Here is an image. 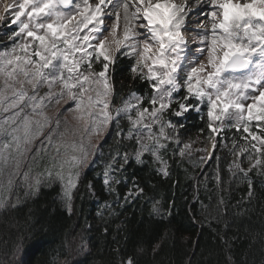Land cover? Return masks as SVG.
Segmentation results:
<instances>
[{
	"label": "snow or ice",
	"instance_id": "snow-or-ice-1",
	"mask_svg": "<svg viewBox=\"0 0 264 264\" xmlns=\"http://www.w3.org/2000/svg\"><path fill=\"white\" fill-rule=\"evenodd\" d=\"M197 4L199 0L191 6L172 0L0 3V22L10 16V25H16L5 33L11 45L0 51V112L9 113L0 117V210H19L43 187L59 183L60 201L71 214L83 169L97 154L104 158L100 141L108 134L118 146L102 173L109 192L121 182L114 173L130 159L144 163L145 154L168 177L162 150L181 143L179 129L184 127L171 117L187 119L190 112L205 121L211 145L197 149L202 153L197 165L212 159L220 143L217 135L223 134L224 141L233 129L239 133L231 137L228 172L242 174L238 179H247L252 195L249 173L264 176V0H207V7L192 12ZM191 15L207 17V30L195 33L203 42L195 59L184 36ZM123 56L133 60V78L146 81L150 91L120 98L112 72ZM62 103L68 107L48 115ZM125 140L134 141L131 151L119 147ZM190 146L185 143L174 155L185 157ZM216 172L220 183V169ZM206 211L212 215V206ZM153 212L159 215L160 209L154 205ZM215 213L219 216V205ZM28 239L19 233L5 253L9 258L0 264H23L19 258ZM83 250L81 244L78 251ZM159 250L154 245L153 255ZM144 252L143 247L137 250ZM50 264L70 262L54 258ZM119 264L140 261L136 255L120 256Z\"/></svg>",
	"mask_w": 264,
	"mask_h": 264
},
{
	"label": "trees",
	"instance_id": "trees-1",
	"mask_svg": "<svg viewBox=\"0 0 264 264\" xmlns=\"http://www.w3.org/2000/svg\"><path fill=\"white\" fill-rule=\"evenodd\" d=\"M132 63L123 56L113 65L112 79L120 98L133 91H150L146 81L133 78ZM185 117H171L184 123L179 129L181 142L206 147L205 121L191 112ZM122 124L126 127L127 121ZM233 134L239 135L232 131L224 140L229 147L224 149L218 143L212 159L203 165L196 164L197 153L183 158L174 155L180 144L170 143L167 151L162 150L168 177L157 172L158 163L147 154L142 164L130 159L114 173L121 181L114 185L115 192L103 184L107 156L118 147L112 135H106L100 141L104 158L97 154L83 169L71 214L60 201L59 183L43 187L19 205V210H0V259L9 258L5 253L23 232L29 237L19 258L23 264H50L54 258H66L70 264H119L120 256L128 255H136L140 264H264V176L255 170L249 173V196L247 179L228 172ZM125 146L131 151L134 141L119 145L121 149ZM243 166L248 167L247 163ZM217 168L220 183L215 179ZM138 188L143 191L137 192ZM154 205L160 209L159 215L153 212ZM208 205L212 215L206 211ZM81 244L84 250L78 251ZM156 244L160 250L153 255ZM141 247L145 252L138 254Z\"/></svg>",
	"mask_w": 264,
	"mask_h": 264
},
{
	"label": "rangeland",
	"instance_id": "rangeland-1",
	"mask_svg": "<svg viewBox=\"0 0 264 264\" xmlns=\"http://www.w3.org/2000/svg\"><path fill=\"white\" fill-rule=\"evenodd\" d=\"M2 2H7V3H15V0H0V3H2ZM153 3H155V0L153 1ZM6 19H8V20H10L11 19V17L10 16H6ZM13 26V28H16V25H12ZM200 28V29H199ZM202 28H204V26H198V24H196V25H194L193 27H191V30L190 31H185V33H184V36H185V39L187 40V47H190V46H193V48L192 49H194L195 50V52L197 53L196 54V57H200V52H199V48H201V47H203V42H202V40H201V38L200 37H198V36H196V35H194L195 33H197V31L198 32H203L202 31ZM195 30H196V32H195ZM200 30V31H199ZM142 31V30H141ZM118 35L119 36H122V31H120V30H118ZM142 38V37H141ZM109 39H111V37H109ZM190 39H192V40H190ZM190 40V41H189ZM189 41V42H188ZM11 41L10 42H5L4 44H1L0 45V51H2V50H4V48L6 47V46H10L11 45ZM192 55V54H191ZM196 57H194L193 56V59H195ZM202 59H203V57H201ZM66 107H68V105L67 104H61V105H59V106H56V108H54V109H52V110H50L49 112H48V115H54V113L56 112V111H62L64 108H66ZM9 113H3V112H0V117H6L7 115H8ZM67 119L69 120V122L70 123H74V121H72V117H71V115H69L68 117H67ZM104 138V137H103ZM102 138V139H103ZM41 139H43V137H41ZM101 139V140H102ZM36 143L37 144H39L40 143V141L39 140H37L36 141ZM185 143H190V148L189 149H186L185 150V153H189V152H192V151H197V149H200L199 148V146H197V145H194L193 143H191V142H185ZM185 143H183V145L185 144ZM183 145H182V147L181 148H183ZM197 152H199V151H197ZM92 161V160H91Z\"/></svg>",
	"mask_w": 264,
	"mask_h": 264
},
{
	"label": "bare ground",
	"instance_id": "bare-ground-1",
	"mask_svg": "<svg viewBox=\"0 0 264 264\" xmlns=\"http://www.w3.org/2000/svg\"><path fill=\"white\" fill-rule=\"evenodd\" d=\"M184 3H187V5L191 6V5H194V0H184ZM184 3L182 2V4H184ZM203 7H207V0H199V4H197V9L193 10L192 12H198ZM201 20H203L205 22L204 25H202V26H204V29L207 30V27H206V25H207V17L206 16L191 15L190 18H189V25H196ZM195 32H196V30H195Z\"/></svg>",
	"mask_w": 264,
	"mask_h": 264
}]
</instances>
